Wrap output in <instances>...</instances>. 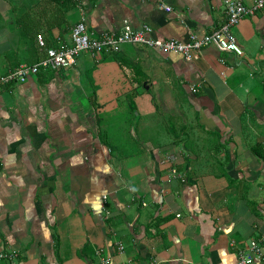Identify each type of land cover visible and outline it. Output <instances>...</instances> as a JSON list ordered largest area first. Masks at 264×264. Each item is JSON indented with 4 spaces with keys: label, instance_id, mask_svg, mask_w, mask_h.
Returning a JSON list of instances; mask_svg holds the SVG:
<instances>
[{
    "label": "crops",
    "instance_id": "1",
    "mask_svg": "<svg viewBox=\"0 0 264 264\" xmlns=\"http://www.w3.org/2000/svg\"><path fill=\"white\" fill-rule=\"evenodd\" d=\"M72 1L0 0V76L45 57L33 35L68 47L83 20L94 37L130 25L180 42L225 22L224 0ZM234 34L243 56L126 44L0 89L2 264H238L256 239L264 251V10Z\"/></svg>",
    "mask_w": 264,
    "mask_h": 264
},
{
    "label": "built area",
    "instance_id": "2",
    "mask_svg": "<svg viewBox=\"0 0 264 264\" xmlns=\"http://www.w3.org/2000/svg\"><path fill=\"white\" fill-rule=\"evenodd\" d=\"M225 22L212 33L203 37L192 34L188 42L160 41L147 37L151 31L149 27L134 29L125 25L119 33H107L102 37H94L85 20L79 22L72 30L71 45L68 47H49L42 35L38 36V43L45 57L38 63L32 65H21L6 75L0 76V89L12 84L25 82L30 77L39 74L43 70L62 71L77 65L79 58L84 53H91L95 57L103 54H117L123 45L132 44L157 49L159 52L169 55H181L187 61H191L195 53L203 49L215 46L224 52L235 53L243 56L244 51L239 45L234 34V28L240 24L245 17H253L258 11L264 10V0H257L253 6H247L238 0H224ZM166 11L170 7L163 6ZM196 90H194L195 92ZM120 246L119 250L123 251ZM10 259V254L0 252V264ZM257 260H264L262 242L259 239L252 240L247 248L238 253V264H254ZM102 264H110L109 259H104Z\"/></svg>",
    "mask_w": 264,
    "mask_h": 264
},
{
    "label": "trees",
    "instance_id": "3",
    "mask_svg": "<svg viewBox=\"0 0 264 264\" xmlns=\"http://www.w3.org/2000/svg\"><path fill=\"white\" fill-rule=\"evenodd\" d=\"M45 2L48 4V5H52L54 7H57V9H60V10H64V8L67 10L69 5L72 4V0H45ZM70 8V7H69ZM20 23H22V20L20 19L19 20ZM36 40H38V36L39 34H35L33 35ZM39 44V43H38Z\"/></svg>",
    "mask_w": 264,
    "mask_h": 264
}]
</instances>
